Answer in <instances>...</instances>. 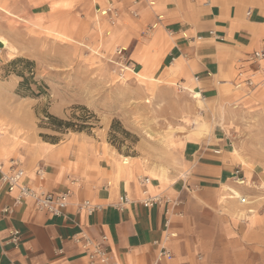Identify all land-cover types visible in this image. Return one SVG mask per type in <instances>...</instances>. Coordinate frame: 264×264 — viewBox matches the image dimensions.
<instances>
[{
    "label": "crops",
    "instance_id": "1",
    "mask_svg": "<svg viewBox=\"0 0 264 264\" xmlns=\"http://www.w3.org/2000/svg\"><path fill=\"white\" fill-rule=\"evenodd\" d=\"M126 2L112 42L130 47L128 56L141 71L187 85L205 100L221 97L239 72L247 70L240 63L250 53L264 50V0H157L153 8ZM131 11L138 17L134 19ZM150 28L152 36L140 40ZM2 139L0 160L5 167L19 160L30 187L70 190L71 196L64 215L53 216L37 210L30 200L15 206L18 190L8 192L0 181V264H90L69 239L82 230L95 239L106 234L117 264H257V243L264 238L254 231L256 210L250 212L253 208L244 206L249 202L241 203L235 191L241 195L246 187L258 186L250 168L240 167L241 160L221 138L187 142L186 152L195 159L185 178L171 183L152 179L151 194L183 201L185 216L173 215L170 229L165 224L169 203L142 205L138 177L143 172L137 165L121 167L119 159L103 152L76 155L66 145L40 159L30 158ZM238 176L246 181H235ZM72 178L79 182L71 185ZM229 191L232 194L226 197ZM125 195L129 202L119 206ZM85 200L101 204L102 209L91 214L80 209ZM5 207L13 212L5 213ZM13 229L21 233L16 246L9 242ZM169 231L176 234L168 243L174 257L160 260L158 252ZM57 248L63 253L58 254ZM200 254L205 260H198Z\"/></svg>",
    "mask_w": 264,
    "mask_h": 264
},
{
    "label": "rangeland",
    "instance_id": "2",
    "mask_svg": "<svg viewBox=\"0 0 264 264\" xmlns=\"http://www.w3.org/2000/svg\"><path fill=\"white\" fill-rule=\"evenodd\" d=\"M108 2L0 0V37L9 43L0 42V141L30 158L63 145L76 155L103 152L121 164L131 156L142 176L171 183L185 178L195 159L187 142L221 138L252 171L258 187L241 195L256 210L254 231L264 238V60L251 64L250 53L239 65L246 74L221 97L205 100L132 64L130 47L112 42L127 2L110 0L120 11L114 25L98 11ZM152 33L142 32L140 40ZM175 201L182 218L183 201ZM256 252L257 264H264V240Z\"/></svg>",
    "mask_w": 264,
    "mask_h": 264
},
{
    "label": "built area",
    "instance_id": "3",
    "mask_svg": "<svg viewBox=\"0 0 264 264\" xmlns=\"http://www.w3.org/2000/svg\"><path fill=\"white\" fill-rule=\"evenodd\" d=\"M149 6H155L157 0H142ZM135 3H138L135 1ZM98 11L101 15L107 17L108 21L114 25L118 21L120 17V11L118 8L113 6L112 2H109L104 6V8L99 7ZM104 12V13H103ZM134 15H137L136 12H133ZM250 14V11H248ZM161 15H158L157 18L161 19ZM213 34V32H211ZM123 48L118 50V53L121 54L123 52ZM249 63L251 64H258L264 60V50L254 51L251 56H249ZM239 76H244V73L241 71L239 72ZM251 83V82H250ZM2 132L0 131V138ZM240 169L236 170V174L239 175ZM25 171L21 166V163L17 160H12L8 167H5V164L0 160V181L6 185L7 191L12 192L13 190L17 189L18 194L14 198V205H20L24 202L30 200L34 203V206L37 210L47 212L53 216H63L66 207L69 205V199L71 196V191L67 190L64 192H53V191H46L42 188L34 189L30 187L24 181ZM138 180L141 184L142 188V199L141 203L145 207H153L155 205H161L162 203L166 202L169 203L168 207L166 208V214L168 218L166 219V228H171L172 217L175 215L174 209L177 205L175 200L168 199L161 194H151L149 192V185L152 182V178L147 175H141L138 177ZM237 182H245L244 176H238L236 178ZM76 182H79L78 178H72L70 180L71 185H75ZM119 206H122L123 203H128L129 198L128 196H121L119 200ZM241 203H247V197L243 196L240 199ZM80 209H85L88 213H93L94 211H99L102 209L101 204L93 203L89 200L83 201L79 205ZM3 211L7 214L13 212L12 207H5ZM182 215V213H179ZM20 231L18 229H13L11 231L9 242L13 245H18L20 242ZM176 236L175 233L171 231L167 232L165 236L164 243H161L160 250L158 252V258L160 260L166 259L170 260L174 257L172 250L167 246L168 242L172 237ZM71 242L77 246H79L82 251L84 252L88 262L90 264H117V262L113 259L110 248H109V238L106 234H101L99 239L93 238L85 231H80L78 233L72 234L69 236ZM156 244L159 241L155 242ZM56 252L58 254L63 253L62 248H57Z\"/></svg>",
    "mask_w": 264,
    "mask_h": 264
},
{
    "label": "bare ground",
    "instance_id": "4",
    "mask_svg": "<svg viewBox=\"0 0 264 264\" xmlns=\"http://www.w3.org/2000/svg\"><path fill=\"white\" fill-rule=\"evenodd\" d=\"M0 42L3 44V46H6V47L9 46L8 41L5 38H3V37H0ZM233 154L237 157V159H239V160L241 159V162H243L244 165H246L247 167H249L247 165V163H246L245 158L238 152V150H235ZM239 156H241V158ZM131 158H132L131 156H124V158L122 160L123 164H121L120 166L121 167H123V166H127V167L130 166V167H132V165L129 164V161H130ZM235 193H236L237 196H240V199L243 197V196L240 195V193L238 191H235ZM254 211H255L254 209H250V212L253 213Z\"/></svg>",
    "mask_w": 264,
    "mask_h": 264
}]
</instances>
